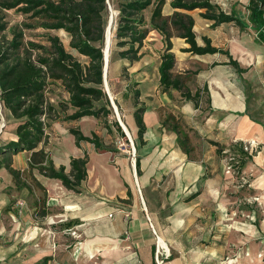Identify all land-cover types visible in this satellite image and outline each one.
Listing matches in <instances>:
<instances>
[{"label": "rangeland", "instance_id": "obj_1", "mask_svg": "<svg viewBox=\"0 0 264 264\" xmlns=\"http://www.w3.org/2000/svg\"><path fill=\"white\" fill-rule=\"evenodd\" d=\"M107 1L109 12L106 27L109 29L110 24H112L110 56L116 28L117 11L112 5L113 0ZM223 7L227 10V6ZM200 11L194 9L188 12L196 20L193 29L198 41L203 43L201 36L206 30V21L199 15ZM241 11L246 18L247 11L245 9ZM5 14L8 23V29L6 30L8 36H10L12 28L21 29L24 41L32 40L46 44L47 34L57 35L64 47L77 55L69 47V37L64 30H47L41 27L27 28L24 24H34V19L14 10H7ZM148 15L149 11H146L147 18ZM212 34L217 41L223 40V38L227 39L235 54L240 52L241 46L236 41L238 34L232 24L225 25L223 29H216ZM172 40L177 42V37L173 36ZM252 47L253 49L256 48L258 55H248V58L251 57L253 61L249 66L243 67L246 68V71L241 76H238L236 70L230 65L214 66L213 64H206L205 57L194 56L191 53L186 55L177 51L179 58L177 63L175 61L174 73L186 77V85L192 92L197 88L201 89L205 83L208 87L210 104L206 100L205 91L201 90L198 107L195 108L192 103L181 101L177 92L170 93L173 95V98H171L169 93L161 91L158 80V65L163 43L161 35L152 30L143 43L141 58L132 65L117 56H113L109 63L108 57L106 72L108 89L104 86V91L107 97L108 95L111 96L118 117L128 129L130 136L124 133L125 136L122 137L115 129L112 133H108L104 127V122L110 125L113 119L117 120L114 107L111 104L112 114L107 118L97 119L98 123L94 125L97 135L104 142L113 146L117 150L116 152L124 154L131 161L137 154L144 157L145 155L164 153V150L160 146L154 145V143L145 145V143L141 144L137 141L132 116L136 106L145 107L143 119L145 126L150 128L157 121L162 124V120L169 114L184 116L188 124L185 125L184 121L182 123L191 138L192 156L205 159L210 157L206 161L207 169L216 168L219 161L223 165L218 172L211 173L209 171L212 174L209 173V178L211 185H219V191L215 187L211 194L217 197L216 200H218V194L220 199L226 200L227 215L223 222L229 228L226 227L227 231L230 228L233 229L235 226L233 219L237 216L248 219L244 212H240L246 210V200L253 201V195L249 196L250 194L247 193L249 192V177L245 174L237 176L234 167H231L228 163L229 157L217 154L215 146L209 142V140H216L221 145L229 146L231 143L240 141L234 133V116L227 114L231 120L226 127L219 126L215 122L217 115L222 114V112L213 109L224 101L222 100L223 96L215 89L224 88L230 92L232 98L240 94L245 101L246 114H249L251 118L264 122V47L258 43L252 44ZM124 66L126 67L125 71L123 70ZM135 89L140 92L136 104ZM46 96L54 106V115L48 117L50 125L45 129L47 134L45 148L62 147L64 149L65 136L62 129L59 128V123L62 124L64 116L71 113L73 108L65 104L68 95L59 83L49 84ZM92 120L94 124L96 118ZM65 123H69V121ZM16 124L17 120L10 115L9 111L0 102V141L7 142L15 138ZM162 127L164 133L174 134L167 127ZM91 128L92 126L81 130L90 133ZM251 140L254 142H252L253 145H250ZM242 142L248 148L251 147L252 152L256 150L257 144L253 138H246ZM28 159L29 152L26 151L19 152L12 157V167L18 172V178H15L6 168H0V264H42L44 256H51L52 258L47 264H135L133 258L124 259L117 251L107 255L106 246H101L100 240L102 239L96 236V231L98 233L102 232L103 225L99 224L96 227L84 224L66 227L64 224L68 221L58 219V205L49 203L48 188L40 181L43 176L35 169H29ZM65 170L68 171V167ZM170 174L171 172L163 174L161 180V183L168 187L173 186L174 183H172L173 179L169 181ZM21 182H24L26 186L20 185ZM38 183L41 184V187ZM134 192L135 196L141 200L138 185H134ZM120 202L127 209L128 205L131 204V196ZM197 220H195L197 225L194 226V232L189 235L193 238L191 244H189L190 241L186 242L184 235L173 238L174 241L171 242V246L168 245V249L159 247L158 239L155 241L156 258L160 264H175L178 260H182V264H264L263 249L253 257L246 256V253L240 255L232 243H227V236L225 242H221L223 234L228 235L229 231L225 233L218 231L216 229L219 226L216 223L217 219L214 221L216 225L214 231L210 234L205 233L206 228H203L202 222H196ZM114 245L117 249H121L117 247L118 243H114ZM186 247H193L194 254L180 258L177 252L185 250ZM136 264L144 263L136 262Z\"/></svg>", "mask_w": 264, "mask_h": 264}, {"label": "trees", "instance_id": "obj_2", "mask_svg": "<svg viewBox=\"0 0 264 264\" xmlns=\"http://www.w3.org/2000/svg\"><path fill=\"white\" fill-rule=\"evenodd\" d=\"M108 4L107 0H0V102L17 120L15 138L7 142L0 141V168H6L15 178H18V172L12 167V157L26 151L29 152V169L59 180L67 189L80 192L81 182L86 177L87 153L71 158L69 170L66 171L64 165L55 167L45 150V129L50 125L48 117L54 115V106L48 101L46 90L49 84L59 83L67 93L65 104L70 105L73 111L66 114L63 121L87 116L101 119L112 114L103 84V48ZM164 4L165 0H113L117 16L109 63L113 56L127 61L129 65L138 61L142 56L146 37L150 31L155 30L161 35L163 43L158 65L161 91L169 94L175 91L181 101L190 102L197 108L200 92L203 90L210 104L206 83L201 89L197 88L192 92L186 85V77L174 73L176 59L172 51V37L183 39L188 46L182 51L193 55L216 52L225 54L228 57L226 64L231 65L240 75L246 69L239 66L227 49L213 46L206 36L202 37V45L197 43L193 29L195 21L188 11L201 10L199 15L212 21V28L222 23H232L240 30L251 28L255 32V41L264 44V0H248L247 18L241 17L234 8L224 10L212 0H171L170 7L173 10L169 15L163 14ZM7 10H14L34 19V24H24L27 28L64 30L69 37V47L77 55L67 50L57 35L47 34L46 44L24 41L21 29L12 28L8 36L5 18ZM146 11H149L148 18ZM123 70H126L125 66ZM139 95V90L135 89V104ZM144 111L145 107L139 105L132 114L136 139L141 144L145 143ZM171 121L173 122L170 123ZM182 121L185 125L188 124L184 116L169 114L161 125L176 135L177 146L190 155L193 151L191 138ZM111 122L117 133L124 137L118 121L113 119ZM104 127L108 133H112L107 122H104ZM69 131L77 146L81 141H88L97 149L117 151L110 144H105L94 132L87 136L79 128H70ZM209 142L215 146L217 154L229 157V165L234 167L237 176H241L254 152L245 150L242 141L229 146L221 145L216 140ZM226 149L228 150L225 151ZM135 168L139 176L141 168L138 154L135 156ZM20 185L26 186L24 182ZM38 185L41 187L40 183ZM127 195L131 196L129 190ZM73 223L68 221L64 225L70 227ZM51 259V256H44L42 264H47ZM153 264L157 263L154 261Z\"/></svg>", "mask_w": 264, "mask_h": 264}, {"label": "crops", "instance_id": "obj_3", "mask_svg": "<svg viewBox=\"0 0 264 264\" xmlns=\"http://www.w3.org/2000/svg\"><path fill=\"white\" fill-rule=\"evenodd\" d=\"M170 1L165 0L164 15L171 14L173 10L170 7ZM212 1L224 10L223 6H227L226 11L234 8L241 17L245 18L241 10H246L248 0ZM203 20L206 21V30L202 33L201 39L206 36L213 46L227 49L242 68L252 63L253 60L251 57L248 58V55H258L256 48L252 47V44L258 42L255 41V32L251 28L240 30L232 23H222L212 28V21L204 18ZM194 21H196L195 18ZM231 24L238 34L236 41L241 46L240 52L237 54L227 39L223 38V40L217 41L212 34L216 29H223L225 25ZM196 40L199 45L203 44L198 41L197 36ZM172 43V51L177 63L179 58L177 51L187 55L189 52H184L182 49L188 45L178 37L177 42L172 40ZM258 44L264 47V44ZM194 56L205 57L206 64L228 65L226 64L228 57L219 52L194 54ZM241 75L238 74V76ZM215 90L223 96L222 100H224L222 104L213 109L222 112L216 117L217 125L226 127L227 123L230 124L231 119L227 116L230 114L235 117L234 133L236 137L240 141L253 138L257 144L251 161L242 173L249 177V192L247 193L250 194L249 196L253 195V201L246 200V210L240 212H244L248 219L237 216L233 219L235 226L233 229L230 228L229 232L227 231L228 226L223 222L227 215L226 200L220 199L219 194L217 195L218 200H216L217 197L211 194L215 187L219 191V185H211L209 178L210 172L214 173L222 169L221 161L218 162L216 168L207 169L206 161L210 157L207 159L195 158L192 154L187 155L182 152L177 146L176 135L164 133V128L157 121L151 128L146 126L144 141L145 145L154 143V145L160 146L164 153L140 156L141 174L138 176L135 158L129 161V158L124 154L97 149L93 143L88 141H81L79 146L75 144L74 137L69 131L70 128L81 130L92 126L91 132L97 134L94 125L98 123L99 119L96 118V122L93 124L92 119L95 117L92 116L83 117L84 120L80 118L69 121V123H65L66 121H63L62 124L59 123V128L62 129L65 136L64 149L62 147L45 148L55 167L64 165L69 169L71 158L81 157L84 153L88 155L86 177L81 182L80 192L67 189L59 180L42 175L43 179L40 181L48 188L49 203L58 205V219L72 221L73 225L87 224L96 227L99 224L103 225L102 232L96 231V236L102 239L100 240L101 246H106L107 255L117 251L124 259L133 258L135 264L136 262L153 264L157 256L155 252L157 239L158 245L159 239L163 240L165 249H168V245L171 246L173 238L183 235L186 242L190 241L189 244H191L193 238L189 235L194 232L197 219L199 220L196 222H202L203 228H206L205 233L208 234L214 231L216 226L214 221L217 219L216 223L219 226L216 229L223 233L228 232V235L223 234L221 242L224 243L227 236V243H232L240 255L246 253V256L253 257L262 249L264 252V122L246 114L245 101L240 94L232 98L230 92L224 88ZM110 128L113 132L112 124H110ZM82 132L84 135H91V132ZM168 172H171L169 181L173 179L172 183L174 182L173 186L169 187L161 183L162 175ZM211 173L210 175H212ZM134 185L140 187L141 200L135 196ZM127 190L131 192V204L126 209L120 201L128 198ZM215 217L216 219H214ZM114 243H118L117 247L121 249H117ZM177 254L180 258L188 257L194 254V248L186 247L185 250H180ZM175 264H182V260H178Z\"/></svg>", "mask_w": 264, "mask_h": 264}, {"label": "water", "instance_id": "obj_4", "mask_svg": "<svg viewBox=\"0 0 264 264\" xmlns=\"http://www.w3.org/2000/svg\"><path fill=\"white\" fill-rule=\"evenodd\" d=\"M109 6V4H108ZM108 39L107 38V27L105 29V40H104V48L107 46L108 44ZM103 54H104V66H103V84L104 86H106V72H107V66H108V57L105 55V51L103 49ZM108 99L110 101V104L114 107V103H113V100L111 98V96L108 95ZM114 111H115V114H116V117H117V121L121 127V129L123 130V132L126 134V131H125V128H124V125L122 124V122L120 121L119 117H118V113H117V110L116 108L114 107ZM127 135V134H126Z\"/></svg>", "mask_w": 264, "mask_h": 264}, {"label": "bare ground", "instance_id": "obj_5", "mask_svg": "<svg viewBox=\"0 0 264 264\" xmlns=\"http://www.w3.org/2000/svg\"><path fill=\"white\" fill-rule=\"evenodd\" d=\"M111 25H112V24H110L109 29L107 28V38H109V39H108V44H107V46H106L105 48H103L104 51H105V55H106L107 57H109V52H110V44H111V39H110V36H111V35H110V34H111ZM106 87H107V89H108L107 84H106ZM123 125H124V124H123ZM124 128H125V131H126L127 135L130 136V133H129L128 129H127L125 126H124ZM159 246H160V247L165 246V243H164L163 240H161V239H159Z\"/></svg>", "mask_w": 264, "mask_h": 264}, {"label": "built area", "instance_id": "obj_6", "mask_svg": "<svg viewBox=\"0 0 264 264\" xmlns=\"http://www.w3.org/2000/svg\"><path fill=\"white\" fill-rule=\"evenodd\" d=\"M252 142H253V140H251V142H250L251 144H250V145H253ZM253 143H254V142H253ZM250 145H249V146H250ZM244 149H245V150H248L250 153L252 152V148H251V147L248 148L247 146L244 145ZM133 154H134V151H133ZM228 167H229V166H228ZM138 189H139V191H140V187H139V186H138ZM20 203H21V202H20ZM156 261H157L158 264H160V262L158 261L157 258H156ZM161 262H162V261H161Z\"/></svg>", "mask_w": 264, "mask_h": 264}]
</instances>
